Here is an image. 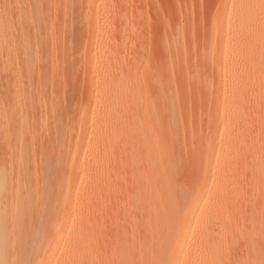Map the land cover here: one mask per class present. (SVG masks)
Instances as JSON below:
<instances>
[{
    "label": "rangeland",
    "instance_id": "rangeland-1",
    "mask_svg": "<svg viewBox=\"0 0 264 264\" xmlns=\"http://www.w3.org/2000/svg\"><path fill=\"white\" fill-rule=\"evenodd\" d=\"M0 1L12 23L30 11L39 24L37 69L25 82L42 97L36 121L47 117L34 121L38 139L24 159L45 204L38 219L36 201L16 222L27 238L13 264H177L182 217L218 143L225 195L210 227L220 261L210 264L264 254V0ZM19 54L6 58L11 94ZM6 87L0 80V93ZM5 155L6 189L17 180L3 171Z\"/></svg>",
    "mask_w": 264,
    "mask_h": 264
},
{
    "label": "bare ground",
    "instance_id": "bare-ground-1",
    "mask_svg": "<svg viewBox=\"0 0 264 264\" xmlns=\"http://www.w3.org/2000/svg\"><path fill=\"white\" fill-rule=\"evenodd\" d=\"M1 5L2 4L0 3V80H1V83L4 85V87L7 86L6 82H8L9 80L6 81L5 78L3 79V76L5 77V75H9V72L13 71L11 61L9 62V59L7 60L6 58L9 57V55H11V53L14 51H15V53L16 52L21 53V51H22V54L21 55L19 54L20 57H18V59L15 63L16 64V72L19 76L18 91L16 93L13 92L11 94V91H13V90L10 91L9 86H8V87H6L7 88L6 93H3V92L0 93V155L7 154V156L5 155V157H7V158H9L8 156H10V159L9 160L7 159L8 161L4 165L3 171H5V170H9L10 172L14 171V173H15L14 181L17 180V182L15 181L16 185H14V187L12 185L6 189L4 187H2V184L0 183V264H13L14 263L13 262L14 261L13 260V254H15V256L18 253L20 254V250H22L24 252L23 236L24 237L26 236L24 234V232H26V231H24V232L22 231L24 234L23 235L20 232L21 230H19V228L17 226L18 223H16V222L19 220L20 217L23 218L22 216L24 214L26 215V214H28V212H31L32 207H34V204L36 201H37L36 214L38 213L37 214V219H38L39 215H41V213H42L41 210L45 204V203H42L43 194L40 195L38 193L39 191L38 192L35 191L36 193H38L39 196H36V193H35L36 197H34V195L32 194V193H34V191L32 192V190H33V189L31 190L32 186L29 185L30 182H28V181H31L33 178L32 172H33L34 166L32 167L30 164H27L24 159L26 158L27 153L31 151L30 146H32V148H33V144L35 145V142H37L35 140L38 139L37 135L35 133L34 121L37 124L38 123L37 121L39 119H42L39 122V124L43 125V123L45 124L47 117H46V120L43 121L44 118L39 115V117L37 118L38 120L36 121L35 115H33L32 112H34L33 109H36L37 105L39 106L43 102L42 97L38 96V95H36V93H34V91H33L34 86L32 85L33 83H30V84L28 83L31 80L25 82V77H27V78L31 77L33 68L34 67L36 68V65L34 63L35 62L34 59L36 61L39 59V58H37V56L39 55L38 50H36L35 45L32 44L33 39L36 40V38H37V40H38V36H39L38 26H39V24L36 23L37 20H35L36 18L34 16V14L31 13L30 11H29L30 14H29V12L27 14L24 13L26 15L21 20V23H18V24H15L14 22L12 23L11 22L12 18H10V21H9L7 11L5 12L4 11L5 9L3 10V8H2L4 5H2V6ZM35 7L36 6H34V8ZM28 8H30V7H28ZM21 14L23 15V13H20V16H21ZM17 16H18V14H17ZM28 17H30V19ZM20 18H18V19H20ZM15 22L17 23V21H15ZM229 27L230 26H228V28ZM18 28H20L19 29L20 31L18 30L19 32L17 33ZM37 40H36V42H37ZM36 42H33V43L37 44ZM42 58L43 57H41V59ZM40 69H41V67H40ZM33 73H35V72H33ZM28 92L30 94H28ZM29 114L30 115L32 114L33 118L30 117ZM55 119H56V117H55ZM55 119H54V121H55ZM173 120H175V119H173ZM175 123H177V122H175ZM177 127H178V125H177ZM37 129H38V127L36 128V130ZM35 135H36V138H35ZM218 138H220V137L218 136ZM30 144H32V145H30ZM38 144H39V142L37 143V146H38ZM40 146L36 147V149L38 150L39 147L43 149V145H42L41 140H40ZM34 149L35 148H33V151H34ZM222 151H223V149H222ZM229 153H231V152H229ZM220 155H221L220 143H218L214 147H209L208 164L206 166V172H207L208 176L202 181L201 185L199 186V189L197 191L195 198L191 201L186 213L182 217L183 219L181 220L180 231L178 232L177 240H176V243L174 245V248L171 250L173 252L174 251L176 252L175 254L172 255L173 256L172 260H171L172 262L179 260L177 262V264H182V261L184 260L183 257L185 256L186 252L188 251V249L191 246L195 249V250H193L195 253L193 255V253L191 252L192 254H190V255H192V256H190V258L188 257L189 261L186 262V264H210L212 262L215 263V260H217L219 258V255H218L219 252L218 253L216 252L217 249L215 251L216 244L214 243L215 246H214V244H212V241H213L212 236L215 235V234H213L215 229L212 228V229H214L212 231L210 227H211V224L213 223V221H215V219H217V217H218L217 216L214 219L215 214L219 215L216 212L220 211V209L218 210V208H219V205L221 206V203L224 200L223 196L225 195L223 193L224 192L223 191V185H224L223 181H224L225 173L223 171L222 165L219 162V156ZM42 160H43V158L41 159V161ZM12 161H14V162H12ZM43 161H42V164H43ZM209 174L211 175V177L209 176ZM215 175L219 176V177L217 176L218 180H215V178H214ZM36 177H38V176H36ZM217 177H216V179H217ZM258 177H260V176H258ZM211 185H216L217 193H213L215 195L211 194L212 196H209L210 194H208V193L205 194V193L207 192L206 190ZM224 188H225V186H224ZM208 192H209V190H208ZM185 195L186 194L184 193V196ZM204 195L206 197H205L203 202H205L206 205L204 204V207H201L200 205H201V201H202V198L204 197ZM5 196H8L10 198V200L4 201ZM24 197L28 198L27 203L25 205L21 201L22 199H24ZM181 198H182V196H181ZM181 198H179V199H181ZM32 199H34L35 201L30 202V200H32ZM186 200H188V199H186ZM186 200H184V202L187 203ZM182 202L183 201H181V203ZM226 203H228V202H226ZM224 204H225V202H224ZM32 213H33V211H32ZM219 213H221V212H219ZM29 215L30 214H28L27 216H29ZM69 215H70V212H67V218L65 219L66 226L69 224V222L73 218V217H70ZM225 216H224V219H225ZM218 219L220 220V215H219ZM229 219L231 220V218H229ZM3 222L8 223L9 226L2 225ZM226 223H227V221H226ZM23 224H25V223H23ZM31 225H32V223H31ZM38 225H40V224H36L32 228L30 226L31 229H30V232H28V234H29L28 236H30V239H33L34 242H35L34 237H35L36 230H37L36 228ZM197 225L199 226V230L197 231V229H196V231H195V229H193V228H194V226L197 227ZM235 227H236V225H235ZM27 230H29V229H27ZM263 231L264 230H262V232ZM256 232H259V231L257 230V231H255V233ZM60 233H61V230L58 231L57 235ZM214 233H216V232H214ZM5 234H7V235H5ZM80 234H83V233H80ZM80 234L78 233L77 238L75 237L76 239H74V241H75L74 243L76 244V248L73 247V250L75 249L74 258H76L77 260H79L78 258L80 257L79 256L80 250L83 248V244H84L83 239H82L83 237L81 238ZM228 236H230V235H228ZM214 237H213V239L215 240ZM26 238H27V236H26ZM224 238H225V236H224ZM27 240H29V239H27ZM28 243H29V241H28ZM249 244H251V243H249ZM249 244H247V245H249ZM73 246H74V244H73ZM252 246L254 247V245H252ZM27 248H29V246ZM256 249H257V244H256ZM248 250H249V248H248ZM26 251H28V250L26 249ZM191 251H192V248H191ZM255 252H256V250H255ZM81 253H83V252H81ZM260 254L256 258H255V256H253V258H254L253 260L250 256L249 257V258H251L250 264H264V254L263 253H260ZM186 257L187 256H185V258ZM222 259H223V257H222ZM77 260H76V262H77ZM218 260L220 261V258ZM218 260H217V262H218ZM138 261H139V263H141L140 260H138ZM233 262H236V261H233ZM248 264H249V261H248Z\"/></svg>",
    "mask_w": 264,
    "mask_h": 264
}]
</instances>
